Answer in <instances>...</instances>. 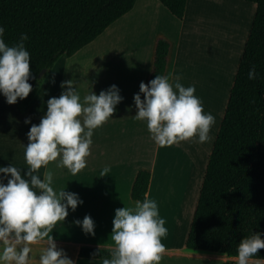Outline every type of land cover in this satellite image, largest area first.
I'll list each match as a JSON object with an SVG mask.
<instances>
[{
  "label": "crops",
  "instance_id": "0c3cea01",
  "mask_svg": "<svg viewBox=\"0 0 264 264\" xmlns=\"http://www.w3.org/2000/svg\"><path fill=\"white\" fill-rule=\"evenodd\" d=\"M204 4L205 0H195V4L193 0H188L185 17L178 20L158 0H137L131 12L109 26L93 43L72 57H61L44 78L29 106L23 109L18 103L9 104L4 96L0 97V166L14 165L26 171L28 165L24 157V145L29 143L27 133L31 124L40 123L46 112L47 100L62 93L61 82L74 79L79 85L81 97L91 90L99 94L112 84L121 90L124 100L117 105L112 118L94 130L88 166L77 175H72L67 168L57 167L56 162L48 165L53 172V187L57 191L65 189L78 193L84 201L74 212L69 209L66 220L59 222L53 229L58 247L64 249L76 264H103V259L81 257L82 248L98 249V245H101V249L113 251L114 245L109 238L115 210L125 206L134 207L131 190L141 169L151 172L147 194L157 201L160 215L168 228L162 241L166 252L160 264H223L228 260H236L225 254L192 250L186 246L221 121L205 167L198 174L196 148L190 147L188 152L183 150L184 161L180 164L183 158L180 143L168 147L158 146L151 138L146 121L133 118L138 111L134 94L139 92L141 81L146 83L154 39L158 33L164 34L174 43L170 79L179 76L180 82L186 87L195 85V94L203 92L199 90L204 88V84L201 87V78L206 68H209L210 59H205L207 46L199 33L203 29L210 33L216 31V28L211 30L210 21L214 19L208 14L202 21ZM146 10L163 12L164 25L144 21L143 13ZM212 72L211 76L217 82V69ZM206 95L211 96V93ZM141 98H144L143 94ZM26 118H30L31 124L25 123ZM105 166H109L111 171L101 177L100 172ZM43 171L44 168L39 170L41 178ZM3 179L7 183V177ZM86 215H91L95 221V236L86 235L75 224L76 220H83ZM45 247L43 242L33 245L37 257L33 264H38L39 254Z\"/></svg>",
  "mask_w": 264,
  "mask_h": 264
},
{
  "label": "clouds",
  "instance_id": "9594fccd",
  "mask_svg": "<svg viewBox=\"0 0 264 264\" xmlns=\"http://www.w3.org/2000/svg\"><path fill=\"white\" fill-rule=\"evenodd\" d=\"M6 26L0 24V94L9 104L28 97L33 90L29 82L34 78L30 68L31 55L26 47L27 33L7 43ZM247 76L256 79L261 73L250 64ZM176 76L158 74L145 83L141 81L139 92L134 94L137 121H146L152 140L160 147H168L192 140L204 143L215 124V116L204 111V105L196 93L195 85L185 86ZM62 93L50 97L46 112L39 124H31L27 133L29 143L24 157L26 171L14 165L0 166V264H33L37 259L33 245L45 243L38 264H76L67 252L58 247L53 229L84 203L78 193L53 187L50 162L67 168L77 175L88 166L91 156L94 130L112 118L117 105L124 97L116 84L96 94L93 90L81 97L79 85L74 79L61 82ZM143 94V99L141 98ZM255 97L252 101L255 102ZM44 168L42 173L39 170ZM111 171L105 166L100 176ZM86 235L95 236L96 224L91 215L76 220ZM166 221L160 215L156 200L145 193L136 200L134 207L115 210L111 257H104L103 264H160L166 252L162 242L168 233ZM264 232H252L237 246V264H264L259 250L264 249ZM101 245L93 257L100 255Z\"/></svg>",
  "mask_w": 264,
  "mask_h": 264
},
{
  "label": "trees",
  "instance_id": "16d2710c",
  "mask_svg": "<svg viewBox=\"0 0 264 264\" xmlns=\"http://www.w3.org/2000/svg\"><path fill=\"white\" fill-rule=\"evenodd\" d=\"M175 18L183 20L188 0H158ZM256 6L228 102L210 153L186 246L237 256L240 241L252 232H264V0H241ZM137 0H0V24L13 43L27 33L33 90L18 100L26 108L39 92L44 78L63 56L72 57L128 14ZM174 43L164 34L155 36L146 83L158 74L169 75ZM261 76H247L250 64ZM46 70L44 76L40 73ZM3 95L0 94V97ZM255 97V102L252 101ZM151 172L141 169L131 198L143 200ZM264 238V237H262ZM82 248L80 256L111 257V251ZM264 257V249L259 250ZM223 264H237L228 260Z\"/></svg>",
  "mask_w": 264,
  "mask_h": 264
},
{
  "label": "rangeland",
  "instance_id": "374dc122",
  "mask_svg": "<svg viewBox=\"0 0 264 264\" xmlns=\"http://www.w3.org/2000/svg\"><path fill=\"white\" fill-rule=\"evenodd\" d=\"M193 1L195 4V0ZM202 8L201 13L204 15L202 21L209 15L214 19L210 21L211 30H213L212 28H216V31L210 33V31L207 29L204 30L201 26L203 31L199 34L204 39V45L207 46L204 56L205 59L208 57V60H210L208 64L209 68H206L203 78H201V87H203L204 84V88H199V90H203V92L196 95L200 97L202 103L204 102V111L206 113L211 112L215 116L216 122L209 133L211 136L210 141L197 143L189 140L180 143L181 152L183 153L182 162H180V164H183L184 161L185 153L183 150L188 152L190 147L192 149H197L198 162L196 170L198 174H201V170L205 167V161L207 160L216 131L223 117L233 82L232 79L235 76L236 68L251 30L256 6L241 0H223L222 3L217 0H205V4ZM163 14V12L159 11L146 10V12L143 13V20L154 23L155 25H164L165 19L162 17L164 16ZM161 22H163V24H161ZM216 69L217 82H215L214 77L211 76L213 75L212 71ZM214 86L215 88L213 90ZM210 93L211 96L206 95ZM221 104H223L222 108L220 107ZM213 128L215 131H213Z\"/></svg>",
  "mask_w": 264,
  "mask_h": 264
},
{
  "label": "water",
  "instance_id": "95a60500",
  "mask_svg": "<svg viewBox=\"0 0 264 264\" xmlns=\"http://www.w3.org/2000/svg\"><path fill=\"white\" fill-rule=\"evenodd\" d=\"M46 73V70H43L41 73H40V77L44 76V74Z\"/></svg>",
  "mask_w": 264,
  "mask_h": 264
},
{
  "label": "bare ground",
  "instance_id": "6f19581e",
  "mask_svg": "<svg viewBox=\"0 0 264 264\" xmlns=\"http://www.w3.org/2000/svg\"><path fill=\"white\" fill-rule=\"evenodd\" d=\"M215 67V66H214ZM210 75V74H209Z\"/></svg>",
  "mask_w": 264,
  "mask_h": 264
}]
</instances>
